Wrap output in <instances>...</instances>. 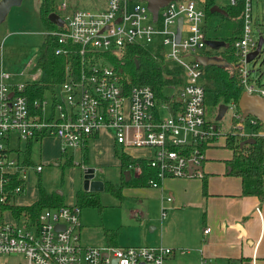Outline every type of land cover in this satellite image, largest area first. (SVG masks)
<instances>
[{"label": "built area", "instance_id": "built-area-1", "mask_svg": "<svg viewBox=\"0 0 264 264\" xmlns=\"http://www.w3.org/2000/svg\"><path fill=\"white\" fill-rule=\"evenodd\" d=\"M239 0H229L236 5ZM242 36L234 47L235 64L243 91L264 97L259 76L246 65L247 55L257 47L251 21V0H242ZM204 0H169L158 7L156 18L146 0H96L91 7L70 8L67 0L56 3L62 15L61 29L46 31L57 37L55 54L65 55L69 44L76 45L81 57L78 70L68 67L65 80L49 90L51 103L43 97L30 101L26 86L37 81L39 71L29 72V80L11 81L12 74L0 71V253H19L26 264H165L174 249L156 245H84L80 240V212L76 204L45 208L37 216L15 214L16 202L41 164H25L13 141L33 143L57 138L60 152H80L87 140L105 130L122 148H146L147 160L164 178L203 177L198 168L204 160L199 143L208 144L218 135L216 125L205 119L204 65L199 59L207 47L204 33ZM56 12V13H57ZM181 29L176 40L177 23ZM151 47L162 55L165 64L181 69L183 82L168 85L167 100L157 99L150 85L130 84L107 60L105 53L120 56L127 46ZM262 49V45L260 51ZM254 60V59H253ZM29 62L26 67H31ZM11 94V95H10ZM179 103L176 106V102ZM232 109L235 127L249 120L256 131L241 136H260L256 117L240 120L235 104ZM187 149L188 153L172 149ZM135 173L140 167L134 168ZM149 186L160 184L150 179ZM167 197V200H170ZM256 211L260 213L259 208ZM164 216L165 210L161 208ZM210 231L209 227L204 233ZM185 248L178 250L183 254ZM200 264H211L201 256ZM227 264H242L231 261ZM252 264H254L252 262Z\"/></svg>", "mask_w": 264, "mask_h": 264}, {"label": "trees", "instance_id": "trees-1", "mask_svg": "<svg viewBox=\"0 0 264 264\" xmlns=\"http://www.w3.org/2000/svg\"><path fill=\"white\" fill-rule=\"evenodd\" d=\"M217 4V0H204V33L206 40H221L224 41L222 46H209L205 49L204 56L213 58L222 63L205 62L204 65V106L206 102L211 105L219 106L224 103L227 105L235 104L238 109L237 102L243 92V86L240 83V76L236 69L238 55L236 53L234 43L242 36V17L244 4L239 0L236 5L223 6L225 14L219 12H210V7ZM55 10V0H41L39 7V18L41 23L46 28V31L59 30L61 27L55 25L48 18V15ZM218 15L221 20L234 21L233 26L227 25L225 30L214 29L213 36H207V24L205 20L209 16ZM228 28V30H227ZM60 45L57 37L50 34H45L38 49L35 58L31 63V71H39L40 75L37 81L30 82L26 86V92L30 101L43 96L46 90H53L55 86L65 80L67 68L78 70L81 67V57L79 49L76 45L69 44V52L65 55L55 54V49ZM151 47H142L130 45L124 49L120 58L111 53H105L107 60L112 63L117 72L125 79L129 80L130 84H147L154 90L157 99L169 100L164 96L168 85H179L183 82L181 77V69L178 66H169L159 51L154 54L151 52ZM176 102V106L179 103ZM234 124L235 119H232ZM263 125L257 126V131H261ZM256 141L253 143L240 145V142L247 138L246 136H238L234 131L225 135L224 146L232 150V156L227 161L230 166V173L241 178L242 193L260 195L263 189V168H264V138L262 136H253ZM28 142V147L30 146ZM206 143H199L198 148L204 152ZM172 149L188 153L191 147L187 149L173 147ZM83 153L79 164L86 163V148L81 149ZM62 155V154H61ZM116 157L120 160L121 171L123 178L118 184L109 182L103 183V189L115 194L121 198V191L124 187H143L149 186L148 181L153 179L159 184L161 180L157 175L156 168L150 166L146 158H135L123 151H115ZM63 156V155H62ZM25 164H31L28 154L24 159ZM67 164L72 165V156L66 160ZM140 167V172L136 176H132L134 168ZM128 170L131 175L126 180L127 175L124 172ZM202 189L205 191L206 180L203 174ZM76 205L79 207L87 206L94 207L98 211H102L103 206L99 202L96 191L79 190L75 194ZM63 198L60 193L46 192L43 188H38L37 199L24 206L14 208L15 214H29L33 217L37 216L45 208L59 207L63 205ZM104 236L107 244L116 245L111 242V239L117 237V232L105 229Z\"/></svg>", "mask_w": 264, "mask_h": 264}, {"label": "crops", "instance_id": "crops-1", "mask_svg": "<svg viewBox=\"0 0 264 264\" xmlns=\"http://www.w3.org/2000/svg\"><path fill=\"white\" fill-rule=\"evenodd\" d=\"M95 1L90 3L88 0H67L70 8H77L80 5L81 7H91ZM24 2H27V6L19 8ZM40 3L41 0H21V6L15 8L16 12L13 13V20L11 22L7 20L4 24L6 30L14 24L37 26V19L41 23L39 18ZM22 16L28 17L24 19ZM45 33L43 34L45 35ZM0 42H2V39ZM30 59L28 57L25 64L31 62ZM234 133L241 136L239 132ZM214 139L215 137L208 144H205V158L201 164L206 180L205 191L202 189L203 178L167 177L160 182L158 187H124L120 199L133 196L142 203L145 199L153 201L150 204L151 213H153L151 218L156 223H160L163 236L173 235L172 238L166 241L168 243L165 246L173 248L174 253L166 259L165 264H200L201 256L210 259L211 264H227L239 260L242 261V264H252V262L254 264H264V186L260 195L242 193L241 178L231 174L230 169L228 170L227 167L229 166L227 161L232 156V150L229 149L230 152L227 156L225 152L217 150L218 153H216L215 150L209 149ZM42 140L55 142L57 152L60 155L61 143L57 138L47 137ZM90 141L92 142V156L96 166L110 164L118 166L120 170V160L116 157L115 151L121 150L127 153L128 149L134 148H122L114 141L109 132L102 130L95 137L87 140L84 146L86 148L85 164L88 161V142ZM135 149H141L146 154H128L135 158H147L148 149ZM79 154L82 158L83 153H81V150ZM207 156L210 159L208 161H206ZM137 174L133 171L132 176ZM128 176L131 177V175ZM27 193L28 189L26 188L25 193L20 198L26 197ZM75 194L76 191H71L70 197H73L74 202ZM37 197L38 190L35 198L25 205L33 203ZM167 197L171 199L167 200ZM164 203L169 207V211L166 213L164 208L165 214L162 216L161 205ZM67 204L76 203L72 201ZM256 208H259L260 213L256 211ZM81 214L80 212V221ZM82 227L83 223L81 221L80 231ZM206 227H209L210 231L204 233ZM102 229L104 236L105 229L103 227ZM117 237L111 239V242H114L116 246H118ZM104 240V243L107 244L105 236ZM147 240H150V237H147ZM159 243L162 244V242ZM90 245L97 244L91 243ZM181 248H185L187 251L181 254L178 252Z\"/></svg>", "mask_w": 264, "mask_h": 264}, {"label": "rangeland", "instance_id": "rangeland-1", "mask_svg": "<svg viewBox=\"0 0 264 264\" xmlns=\"http://www.w3.org/2000/svg\"><path fill=\"white\" fill-rule=\"evenodd\" d=\"M60 1L61 0H55V5ZM88 1L92 3L95 0ZM217 5L223 7L230 4L229 0H217ZM18 6L21 5L19 4L12 7L7 13L5 19L0 23V40L2 39V42H0V45H2L0 48V71L11 73V81L13 82H24L30 79L29 72H31V68L26 67L27 64H25V60L28 57L31 58L30 60L35 58L44 37L43 33L46 32V28L42 26L37 19V26L14 24L11 27L9 26L6 30L4 24H6L7 20H10V22L13 20V13L16 12L15 8ZM24 6H27V2L22 3V6L19 8ZM79 7H81V5ZM55 10L57 12L56 6ZM57 13L62 15L60 12ZM250 13L252 16L251 28L254 33L253 35L256 37L259 34H264V0H251ZM27 17L28 16H22L24 19ZM206 24L207 36H213L215 34L214 29L217 30V32L219 30H225L227 25H235L236 19H234V21L227 19L221 20L218 15H214L209 16L205 20V25ZM122 54L116 57L120 58ZM246 67L251 70L252 76H259V83L264 86V43L262 44V49L259 55L254 60L250 61ZM202 81H204V77L202 78ZM48 91L49 90L45 91L43 97L48 101V105H50L51 100ZM164 96L168 97V93H164ZM204 107L206 121L216 125L218 128V135L215 136V139L210 144L211 146H209V149L215 150L216 153H218L217 150H219L225 152L228 156V153L230 152L229 148L224 146L225 135L227 133L234 131L250 134L256 131V127L251 126L248 119H245L242 122L241 129L236 128L232 121L233 111L230 108H228L224 115L217 120L218 106H213L209 102H206ZM91 143V141L88 142L87 165L79 164L81 161V155L79 152H75L74 154L68 152L66 156H62L59 150V155L57 152V144L53 141H34L33 143H30L29 147L27 141H13V147L19 151L20 157L25 159L26 154H28L32 165L41 164L43 168L39 173L33 172L30 174V180L27 185V196L17 198L16 202L21 204L29 203L30 200L35 198L36 191L41 187L46 192L60 193L64 204L72 201L73 203H76V200L74 202V199L73 197H70V194L71 191L77 192L83 189V173L86 167L95 169V179L102 182H109L114 185L118 184L123 178L121 170L118 166L110 164L96 166L92 156ZM142 151L143 150L141 149L131 148L127 150V153L134 155L138 153L146 154L145 151ZM70 156H72V165L66 163V160L70 158ZM208 160L210 159L207 156L206 161ZM227 167L229 168V166ZM96 193L103 209L100 212L94 207H80V209H82L81 221L83 223V227L80 231L81 243L86 245L93 243L97 244L96 246L104 245L105 240L102 227L117 232L118 246L152 245L159 242L166 245L168 243L166 241L172 238L173 235H164V237L161 233L162 230L160 223H156L151 218L153 217L150 205L153 203L152 200L145 199L142 203L133 196L120 199L115 194H112L103 188L96 191ZM161 208H165L166 213L169 211V207L166 203L162 204ZM146 211L149 212L145 213ZM87 227L90 228L87 229ZM147 237H150V240H147ZM0 264H26V261L24 256L19 253H0Z\"/></svg>", "mask_w": 264, "mask_h": 264}, {"label": "water", "instance_id": "water-1", "mask_svg": "<svg viewBox=\"0 0 264 264\" xmlns=\"http://www.w3.org/2000/svg\"><path fill=\"white\" fill-rule=\"evenodd\" d=\"M148 2V7L153 13L154 19L156 18V12L158 7L165 5L169 0H146ZM21 0H0V22L5 18L6 14L8 13L9 9L12 6L19 5ZM210 12H219L225 14V10L217 5L214 4L210 7ZM48 18L51 22H53L57 26L63 25V19L59 16L58 13L52 12L48 15ZM181 29V18L178 19L177 23V33H176V40H178L180 35ZM206 43L209 46L217 47L224 45V41L221 40H206ZM264 43V36H260L257 42V47L254 51L250 52L247 55V61L255 59L259 53L261 45ZM203 63L205 62H214V63H222L221 61H217L213 58L207 57H200L199 58ZM11 95V94H10ZM238 109L241 113L240 120L243 121L248 116L256 117L261 124L263 125V129L260 131V136L264 138V97L256 95V94H248L247 92L243 91L240 95L238 102H237ZM228 109V105L221 103L218 106V112L216 119L219 120ZM256 139L254 137H247L240 142V145L253 143ZM199 169L202 170V165L198 166ZM230 167L228 168V170ZM129 171L126 170L124 172L125 179L129 178ZM95 176V169L94 168H85L83 173V186L82 188L86 191H98L103 188V182L94 178Z\"/></svg>", "mask_w": 264, "mask_h": 264}]
</instances>
